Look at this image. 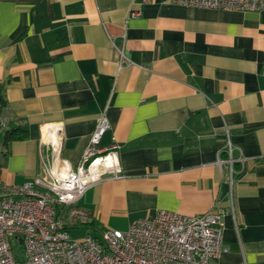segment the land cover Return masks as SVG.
Returning a JSON list of instances; mask_svg holds the SVG:
<instances>
[{
    "label": "crops",
    "instance_id": "crops-1",
    "mask_svg": "<svg viewBox=\"0 0 264 264\" xmlns=\"http://www.w3.org/2000/svg\"><path fill=\"white\" fill-rule=\"evenodd\" d=\"M101 113L108 128L98 146L118 147L122 177L61 208L67 228L124 232L159 210L200 215L216 204L225 251L208 264H264V10L0 0V132H27L0 140V182L40 176L55 130L61 167L75 168Z\"/></svg>",
    "mask_w": 264,
    "mask_h": 264
},
{
    "label": "built area",
    "instance_id": "built-area-1",
    "mask_svg": "<svg viewBox=\"0 0 264 264\" xmlns=\"http://www.w3.org/2000/svg\"><path fill=\"white\" fill-rule=\"evenodd\" d=\"M144 3L148 0H142ZM184 6L213 10L261 11L264 0H171ZM130 12V17L139 16ZM119 63H129L117 48ZM3 125V124H2ZM108 128L104 113L97 119L79 164L62 168L60 132H48L42 173L20 185L0 182V264H208L225 251L221 246L225 211L216 204L200 215L159 210L127 231L104 229L98 236L73 237L61 208L76 204L83 193L105 178L122 177L117 146L100 148ZM226 183L231 195L235 181L229 140ZM221 165L222 161L217 162ZM80 215L72 211L70 216ZM235 229L237 226L235 224Z\"/></svg>",
    "mask_w": 264,
    "mask_h": 264
},
{
    "label": "trees",
    "instance_id": "trees-1",
    "mask_svg": "<svg viewBox=\"0 0 264 264\" xmlns=\"http://www.w3.org/2000/svg\"><path fill=\"white\" fill-rule=\"evenodd\" d=\"M27 137V132L22 129L19 125L12 126L7 125L6 127L2 128L0 132V140L3 145H6L7 143L11 141H17V140H24ZM93 226L92 230H96L95 224H91ZM66 229L69 230V228L66 227Z\"/></svg>",
    "mask_w": 264,
    "mask_h": 264
},
{
    "label": "rangeland",
    "instance_id": "rangeland-1",
    "mask_svg": "<svg viewBox=\"0 0 264 264\" xmlns=\"http://www.w3.org/2000/svg\"><path fill=\"white\" fill-rule=\"evenodd\" d=\"M69 231H70V233H71V235L73 236V237H76V238H80V237H83L84 235H86L87 233H86V231H85V229H82V228H80V227H70L69 228ZM90 234H95V235H99L96 231H94V232H91Z\"/></svg>",
    "mask_w": 264,
    "mask_h": 264
},
{
    "label": "water",
    "instance_id": "water-1",
    "mask_svg": "<svg viewBox=\"0 0 264 264\" xmlns=\"http://www.w3.org/2000/svg\"><path fill=\"white\" fill-rule=\"evenodd\" d=\"M61 147H62V143H61Z\"/></svg>",
    "mask_w": 264,
    "mask_h": 264
}]
</instances>
